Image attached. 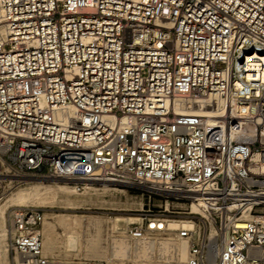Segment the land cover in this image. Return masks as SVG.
Wrapping results in <instances>:
<instances>
[{"label": "built area", "instance_id": "obj_1", "mask_svg": "<svg viewBox=\"0 0 264 264\" xmlns=\"http://www.w3.org/2000/svg\"><path fill=\"white\" fill-rule=\"evenodd\" d=\"M0 27V201L28 177L138 186L132 237L181 200L183 264H264V0H0ZM44 217L8 209L20 264H99L45 256Z\"/></svg>", "mask_w": 264, "mask_h": 264}, {"label": "bare ground", "instance_id": "obj_2", "mask_svg": "<svg viewBox=\"0 0 264 264\" xmlns=\"http://www.w3.org/2000/svg\"><path fill=\"white\" fill-rule=\"evenodd\" d=\"M80 182L83 187L87 183H100L103 186H107L108 184L113 185L108 182H95L91 179L75 180L74 185L79 188L78 184ZM12 183L13 181L11 180L7 182L4 191V198L6 200L0 205V264H9L7 250L10 243L8 244V227L6 225V213L9 208L15 206H30L31 203H54L59 193L69 194L76 191L75 186L69 185L68 180L65 178L45 180L38 177H28L23 179V182L17 186H13ZM93 189L97 190V188ZM197 206V203H193L191 208L195 211ZM167 207L170 208L169 203ZM243 215L248 218L253 217L254 212L251 210L250 204L246 206ZM58 221L60 224L68 225L73 229L75 228L77 236L69 238L71 242H68V239L65 237L59 243L55 234V223L46 220V217H44L41 225L43 253L52 259L70 260L68 258H54L49 256L48 253L54 254L55 256L63 254L64 257L69 254L84 255V257H87L86 259L94 258L95 261L98 259L101 262L99 264H102L104 259L110 261V264H124L127 258H131L134 262L148 260L150 262H156V264H183L189 258V241L187 238L179 236L177 232L175 236L171 233L164 235L161 232L153 233V231H150L142 237H132L128 234L129 225L126 230L115 233V230H112L114 229L115 220L109 216L100 215H88L86 218H83L67 213L58 217ZM135 222H141V216ZM160 222L167 229H178L181 227L192 228L195 226V222L189 218H163ZM44 223L47 224L46 229L43 226ZM110 228L112 229L110 230ZM83 236L85 237L84 240L82 239ZM73 241L75 244H78L77 250L72 245ZM16 255L18 256L17 264H20L19 255Z\"/></svg>", "mask_w": 264, "mask_h": 264}, {"label": "rangeland", "instance_id": "obj_3", "mask_svg": "<svg viewBox=\"0 0 264 264\" xmlns=\"http://www.w3.org/2000/svg\"><path fill=\"white\" fill-rule=\"evenodd\" d=\"M59 181H63V180H59ZM68 183L73 187L75 186L74 185L75 181L68 180ZM93 188H97V190H94ZM75 189L76 191H73L72 193L69 194L59 193L58 198L54 200L56 203L55 202L54 203L41 202V203H33V204L31 203V206L40 207L45 212L46 220L48 221L50 220L55 223L54 225L55 234L57 236V240L59 241V243L62 242V240H64L65 237L68 239V242H71L69 238L77 236L75 228L73 229L68 225L59 223L58 217H60L63 214L68 213V214H72V216L77 215L83 218H86L88 215L109 216L111 219L115 220L114 229L110 228V230L111 229L115 230V233H118V231L126 230L128 225L130 226L131 224H133L132 222L137 223L135 221L139 220V216H142L144 212L143 208L145 209L147 207L146 203L148 199L142 187L129 186L125 184H113V185L108 184L107 186H103L100 183H92V184L87 183L84 185V187L83 185H80L79 188L75 186ZM5 200L6 198L0 201V205L3 204ZM74 200L77 201L74 202ZM153 201L156 205L161 204V201L157 198ZM169 203H170L171 211L164 212L165 215L163 216L165 218H170V219L190 218L184 212L185 211L184 208H186L187 206L190 207L189 204L184 203L181 200H172V199H170ZM154 212H158V208H155ZM43 226L45 228L47 224L44 223ZM178 229L166 228L164 231H153V233L161 232L164 235H168L169 233L175 235L176 232L178 233ZM82 239L84 240L85 237L83 236ZM72 245L75 246V250L78 249V244H75L74 241ZM16 254L17 253L11 248V245H9L7 250L9 264L18 263V256ZM48 255L54 258H63V259L68 258L73 261L101 263L99 262L98 259H96L97 261H95L94 258L86 259L87 257H84V255L69 254L70 256L67 255L65 257L63 256V254H59L55 256L54 254L48 253ZM127 259L124 261V264H156V262H150L148 260H144L142 262L141 261L134 262L131 258H127ZM103 263H111V262L108 261L107 259H104Z\"/></svg>", "mask_w": 264, "mask_h": 264}]
</instances>
